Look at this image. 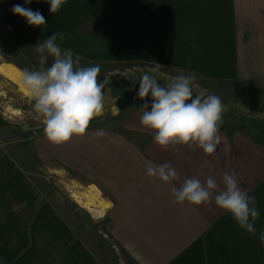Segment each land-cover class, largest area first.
I'll return each instance as SVG.
<instances>
[{"label": "crops", "instance_id": "0c3cea01", "mask_svg": "<svg viewBox=\"0 0 264 264\" xmlns=\"http://www.w3.org/2000/svg\"><path fill=\"white\" fill-rule=\"evenodd\" d=\"M16 4L41 12L46 24L28 25L12 13ZM0 6L11 54L4 63L21 72L40 67L39 41L63 32L61 48L71 49L80 66L99 65L98 80L124 64L158 63L173 76L183 71L206 82L203 91L221 98L223 114L264 104V0H66L56 14L46 0H2ZM51 63L50 57L45 67ZM138 84L123 91L138 92ZM143 103L131 104L119 128L89 127L60 145L38 137L37 153L54 173L95 189L108 233L136 264H264V139L241 125H221L218 154L187 146L164 150L140 125ZM5 144L0 141V251L14 264H104ZM148 161L174 167L177 187L184 178L203 182L210 175L220 183L224 172H235L240 187L256 197V234L214 201L173 204L171 185L146 175Z\"/></svg>", "mask_w": 264, "mask_h": 264}, {"label": "clouds", "instance_id": "9594fccd", "mask_svg": "<svg viewBox=\"0 0 264 264\" xmlns=\"http://www.w3.org/2000/svg\"><path fill=\"white\" fill-rule=\"evenodd\" d=\"M51 14H56L66 0H46ZM25 4L32 0H24ZM14 15L23 17L28 25L40 27L46 24L39 11H32L20 4L11 9ZM63 32L50 35L34 47L39 53L37 70L24 69L22 84L34 101L33 110L42 119L44 135L53 144H63L73 137L86 135L91 121L104 111V89L110 81L98 80L99 65L80 66L71 49H62ZM50 66L45 67L49 58ZM161 65L152 69V74L144 73L139 81L137 96L145 102L140 106L142 115L140 125L154 132L153 142L162 149H175L187 146L192 151L202 149L207 156L218 154L221 144V125L224 105L219 96L196 92L194 73L174 75L166 84H161L155 73ZM151 98V103L145 100ZM98 136L105 135L98 130ZM146 175L167 185L173 204L201 206L215 205L227 212L241 229L255 235V221L260 216L256 207V197L249 195L240 187L235 172H224L220 183L212 176L202 182L198 177L184 178L180 181L177 170L169 163L156 165L151 161L145 164ZM222 184V186H221ZM264 245V231L259 235Z\"/></svg>", "mask_w": 264, "mask_h": 264}, {"label": "rangeland", "instance_id": "374dc122", "mask_svg": "<svg viewBox=\"0 0 264 264\" xmlns=\"http://www.w3.org/2000/svg\"><path fill=\"white\" fill-rule=\"evenodd\" d=\"M2 1V0H0ZM0 6V15H1ZM8 33L0 31V63H4L9 54L6 50ZM156 66L150 64L121 65L119 72L107 75L110 83L105 86L104 111L95 117L89 127L94 126H121L125 112H120L116 107L117 99L123 94V89L132 83H139L144 73L152 74ZM133 70L136 71L133 73ZM140 73V74H137ZM174 73L160 68L155 73L158 81L166 84ZM103 79V80H104ZM199 92L206 88L207 83L196 78ZM31 97L24 96L18 87L0 74V141L6 143L9 154L18 162L24 171L38 184L44 198L54 203L58 209L68 217L78 231V236L92 248L104 264H136L132 258L119 248L107 230L106 216L103 215L104 204L99 200L94 189L81 186L74 175L54 173L49 169V164L44 162L37 153L35 141L44 135L42 119L33 110ZM132 105H135L132 103ZM128 110V109H127ZM239 120H235V119ZM222 125L237 128L243 126L245 130L257 133L264 139V104L262 109L251 110L240 114L226 113L222 116ZM90 197L95 200L97 212L94 214L80 206L72 197L73 194ZM86 195V196H85ZM2 264L3 261H0Z\"/></svg>", "mask_w": 264, "mask_h": 264}, {"label": "bare ground", "instance_id": "6f19581e", "mask_svg": "<svg viewBox=\"0 0 264 264\" xmlns=\"http://www.w3.org/2000/svg\"><path fill=\"white\" fill-rule=\"evenodd\" d=\"M0 74L2 76H4L6 79H8L9 81H11L14 85H16L18 87L19 92H21L24 96L30 97L29 94L27 93L26 89L23 87V84H22V72L19 71L16 67L9 65V64H6V63H0ZM92 189H94V188H92ZM72 197L75 199V201L80 206L88 209L89 211H91L94 214L97 212L96 211L97 206L95 204L94 199H90V197H88V196L87 197L80 196V195L75 194V193L72 195Z\"/></svg>", "mask_w": 264, "mask_h": 264}, {"label": "water", "instance_id": "95a60500", "mask_svg": "<svg viewBox=\"0 0 264 264\" xmlns=\"http://www.w3.org/2000/svg\"><path fill=\"white\" fill-rule=\"evenodd\" d=\"M145 100L149 101L150 98L146 97ZM144 100L139 99L137 92L132 90H125L123 94L117 99L116 107L120 112H126L132 103H142Z\"/></svg>", "mask_w": 264, "mask_h": 264}, {"label": "trees", "instance_id": "16d2710c", "mask_svg": "<svg viewBox=\"0 0 264 264\" xmlns=\"http://www.w3.org/2000/svg\"><path fill=\"white\" fill-rule=\"evenodd\" d=\"M96 120H92L91 122H94ZM0 261H3V263H5V264H14L1 251H0ZM0 264H2V263L0 262Z\"/></svg>", "mask_w": 264, "mask_h": 264}]
</instances>
